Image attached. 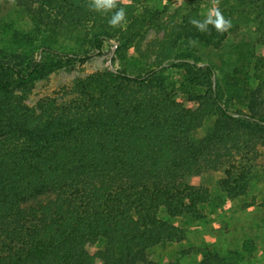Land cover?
<instances>
[{
  "label": "trees",
  "instance_id": "16d2710c",
  "mask_svg": "<svg viewBox=\"0 0 264 264\" xmlns=\"http://www.w3.org/2000/svg\"><path fill=\"white\" fill-rule=\"evenodd\" d=\"M147 1L118 0L127 23L112 28V13L90 10L88 0H13L44 50L69 42L79 51H51L58 61H32L31 34L0 31V264H153L152 249L186 239L180 217H205L201 206L211 202V190L187 179L229 162L227 150L211 161L216 145L237 143L245 123L264 134V80L255 89L250 82L264 75V61L252 55L264 44V0H232L236 6L224 12L232 26L223 34L190 24L203 20L201 0H179L166 23ZM149 29L166 35L167 60L155 68L94 73L76 82L75 99H45L39 114L15 96L17 88L101 53L107 40L123 49ZM236 32L243 40L223 80L215 82L212 63L200 67L190 55L173 57L190 41L222 49ZM169 65L187 71V104L169 90ZM237 105L249 112L233 111ZM209 121L207 135L198 137ZM231 174L223 192L231 199L246 195L244 177ZM100 239L104 250H96ZM204 258V264L227 262L212 253Z\"/></svg>",
  "mask_w": 264,
  "mask_h": 264
},
{
  "label": "rangeland",
  "instance_id": "374dc122",
  "mask_svg": "<svg viewBox=\"0 0 264 264\" xmlns=\"http://www.w3.org/2000/svg\"><path fill=\"white\" fill-rule=\"evenodd\" d=\"M146 4L151 9L159 12L161 23H166L169 17L175 14L174 11L177 7H179V0H148ZM231 4H234L232 0H218V5L214 3V0H201L200 7L202 17L203 19L206 18L208 12L218 6L223 16L227 19L224 12L229 11L228 8ZM233 6L235 7L236 4ZM5 23H8V27H10L7 28V31V29L4 30V26H0V31L4 34L12 35L14 32L18 31L24 35H32L34 39V48L29 55L32 61L36 59L49 60L52 58L58 61L60 56L51 51L67 53L79 51L74 43L69 42L52 45L49 47V50H44L42 48L43 40L40 36L34 35L33 24L29 16L18 10L13 0H0V25ZM239 32L241 31L239 30ZM236 34L237 32L231 34L232 36L229 42L222 49L208 47L201 43H195L193 45L187 42L181 44L173 54V57L190 55L198 60V65L200 67L205 63H212L216 67L217 72L215 82H217L218 78L223 80L224 75L229 73L231 69V63L233 64L235 61V55H237L235 46L243 40L239 35L233 36ZM165 36V30L159 31L157 29H149L141 40L123 49L120 42L115 39H109L104 42L101 53L84 62L76 61L73 64L64 65L62 68H57L51 72L45 79L37 80L28 86L17 88L15 96L39 114L41 102L45 99L53 100L58 104L68 103L75 99L77 97V92L74 90L76 82L94 73L108 69H128L135 73H145L167 60L168 52L163 45ZM246 40H248V37ZM117 43H119L118 47L116 46ZM3 49L4 48L0 47V59H4L3 52H5V50ZM89 49L91 51L90 53L97 51L95 47ZM113 51H115L114 54ZM252 55H256V57L264 61V44H256L254 54ZM164 73L167 78L169 90L174 93L178 101L187 104L188 97L186 90L189 89L187 71L169 65ZM263 80L264 75L259 74L251 78L250 82L255 89L262 86ZM239 108L246 113L249 112L245 105H237L233 108V111H237ZM211 123L212 121H209L206 124L200 131L198 137L204 138L207 135L208 130L212 127ZM259 130L260 128L256 124H242L237 133L239 136V141L237 143L230 141L219 145L217 144L212 150L213 156L211 157V161L217 160L220 153L225 155L227 150V152L230 151L232 154L230 158H227L229 162L222 167L219 166L215 169H208L201 174L187 179L192 185L206 187L211 190V202L201 206V210L205 216L200 220L202 223H207L210 215L205 214V208L212 207L215 204L220 205L223 210L226 208L232 210V216L230 217L232 233L234 230L239 233L238 228H241L242 221H247L248 218L252 221V224L242 229L244 235H246L245 233L250 235L256 234L257 229L253 228L255 226H258L259 229L264 227V134ZM229 171L234 177H244L245 180L243 184H240L247 187L248 190L246 195L237 199H231L223 192V187L225 186L224 182L228 179ZM233 204L236 206H232ZM240 210H243V212L239 213ZM223 214L224 211H222V214L218 215V217H224ZM196 222L197 221L191 219L189 216L180 217L177 220V224L180 227H191L188 232L187 229L184 228L186 231V238L188 237L190 239L199 233L198 229L193 226ZM238 238L239 237L234 232L233 238L228 240V242L230 241L229 244L226 243L227 246L223 247V249L227 251L226 254L229 253L230 255L234 253L237 246L240 248L242 244L240 242L241 239ZM165 245L166 244L158 246L150 251L153 264H163L165 260H179L182 264H186V257L190 256L192 253L199 254L200 250L206 249L201 247H190L180 251L178 257L175 255L176 253H163L162 247ZM105 248L106 241L100 239L97 243L96 250H104ZM204 253L205 251H203V257H205ZM200 258L202 257L200 256ZM190 264H192V262H190Z\"/></svg>",
  "mask_w": 264,
  "mask_h": 264
},
{
  "label": "crops",
  "instance_id": "0c3cea01",
  "mask_svg": "<svg viewBox=\"0 0 264 264\" xmlns=\"http://www.w3.org/2000/svg\"><path fill=\"white\" fill-rule=\"evenodd\" d=\"M236 206V205H232ZM224 211V217L219 218L218 215L222 214ZM205 214L209 215V219L207 223H202L200 220L194 223V227L198 229L199 233L196 234L192 239L186 238L185 240L177 243H168L164 247H162L163 253H173L179 257L180 251L190 248V247H198V248H206L205 250H200L199 254L202 258H200L199 254H190V256L186 257L185 263L190 264H204L203 251L206 253H212L214 255H219L223 258L227 259L226 263L223 264H264V227L261 229L258 226L253 228L257 229L256 234H248L242 233L243 228H247L252 224V221L248 218L247 221H242L241 228H238L237 233L235 230V234L241 239V246L235 248V252L238 254H230L226 252L223 247L227 246L226 243L229 244L228 240L233 238L230 217L232 216V210L226 208L225 210L220 207V205H215L212 207L205 208ZM243 210H240L239 213H242ZM247 213V212H246ZM250 217V216H249ZM207 219V218H206ZM196 224V225H195ZM187 227V226H186ZM183 227V228H186ZM187 232L191 229V227L186 228ZM209 248V249H208ZM232 252V251H231ZM250 252V253H249ZM229 255V256H228ZM228 256V257H227ZM210 264H218L210 263Z\"/></svg>",
  "mask_w": 264,
  "mask_h": 264
},
{
  "label": "clouds",
  "instance_id": "9594fccd",
  "mask_svg": "<svg viewBox=\"0 0 264 264\" xmlns=\"http://www.w3.org/2000/svg\"><path fill=\"white\" fill-rule=\"evenodd\" d=\"M117 3L118 0H88V7L98 13H112L108 21L110 27H125L126 13L124 8H117ZM214 3L218 5V0H214ZM190 24L201 33L209 32V26H212L216 32L221 34L227 32L232 26L231 21L223 16L218 6L210 10L203 20L192 18ZM195 43L196 41H190V44Z\"/></svg>",
  "mask_w": 264,
  "mask_h": 264
},
{
  "label": "water",
  "instance_id": "95a60500",
  "mask_svg": "<svg viewBox=\"0 0 264 264\" xmlns=\"http://www.w3.org/2000/svg\"><path fill=\"white\" fill-rule=\"evenodd\" d=\"M119 43L116 44V46L118 47ZM115 53V51H113V54Z\"/></svg>",
  "mask_w": 264,
  "mask_h": 264
}]
</instances>
